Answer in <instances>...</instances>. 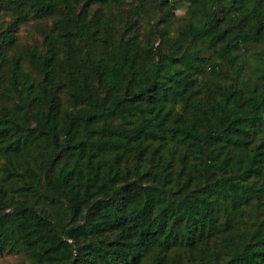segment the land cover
<instances>
[{
	"label": "trees",
	"instance_id": "16d2710c",
	"mask_svg": "<svg viewBox=\"0 0 264 264\" xmlns=\"http://www.w3.org/2000/svg\"><path fill=\"white\" fill-rule=\"evenodd\" d=\"M145 1L0 0L15 264H264V0H191L174 28Z\"/></svg>",
	"mask_w": 264,
	"mask_h": 264
},
{
	"label": "rangeland",
	"instance_id": "374dc122",
	"mask_svg": "<svg viewBox=\"0 0 264 264\" xmlns=\"http://www.w3.org/2000/svg\"><path fill=\"white\" fill-rule=\"evenodd\" d=\"M191 0H170L171 2V8L167 12L168 18L171 17V26L173 28L180 24L182 21V18L187 15L188 8L190 6ZM128 8L129 5H127ZM156 7L153 3V1H145L144 2V9L143 12L139 15L141 16V20L144 23H155L158 21L159 25H163L166 22L162 21L160 19L161 11L158 9H154ZM157 8V7H156ZM131 9V8H130ZM131 11H133L131 9ZM145 13H148L149 20H147V15ZM11 18V14L6 11L5 9H0V29L5 28L9 20ZM171 28V29H173ZM42 39V36L39 32H37L35 24L32 20L26 21V22H20L18 25H16L15 30L13 31V40L11 42V45L8 50V54H13L17 50H21L23 46L27 44H34L39 43ZM259 46V45H258ZM258 46L255 48L254 46L249 49L247 54L249 55H255L257 54ZM6 68V66H4ZM28 258L26 255L22 252H12L7 250H0V264H15L19 261H27Z\"/></svg>",
	"mask_w": 264,
	"mask_h": 264
}]
</instances>
